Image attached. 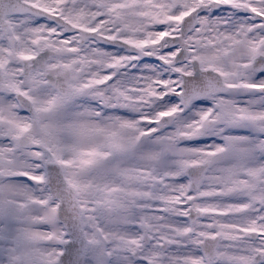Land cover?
<instances>
[{
	"label": "snow or ice",
	"instance_id": "1",
	"mask_svg": "<svg viewBox=\"0 0 264 264\" xmlns=\"http://www.w3.org/2000/svg\"><path fill=\"white\" fill-rule=\"evenodd\" d=\"M0 264H264V0H0Z\"/></svg>",
	"mask_w": 264,
	"mask_h": 264
}]
</instances>
